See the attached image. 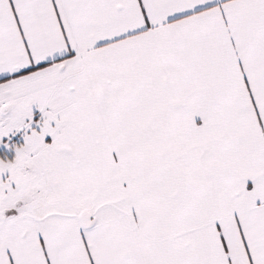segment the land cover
Segmentation results:
<instances>
[{
	"label": "snow or ice",
	"instance_id": "1",
	"mask_svg": "<svg viewBox=\"0 0 264 264\" xmlns=\"http://www.w3.org/2000/svg\"><path fill=\"white\" fill-rule=\"evenodd\" d=\"M0 264H264V0H0Z\"/></svg>",
	"mask_w": 264,
	"mask_h": 264
}]
</instances>
